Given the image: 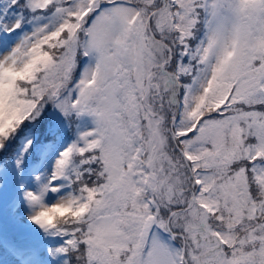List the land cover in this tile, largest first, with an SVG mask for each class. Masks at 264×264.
I'll use <instances>...</instances> for the list:
<instances>
[{"label":"snow or ice","instance_id":"6c2138e0","mask_svg":"<svg viewBox=\"0 0 264 264\" xmlns=\"http://www.w3.org/2000/svg\"><path fill=\"white\" fill-rule=\"evenodd\" d=\"M0 264H264V0H0Z\"/></svg>","mask_w":264,"mask_h":264}]
</instances>
